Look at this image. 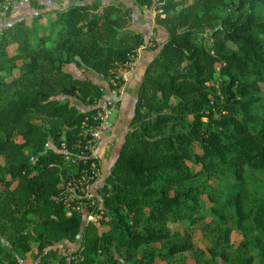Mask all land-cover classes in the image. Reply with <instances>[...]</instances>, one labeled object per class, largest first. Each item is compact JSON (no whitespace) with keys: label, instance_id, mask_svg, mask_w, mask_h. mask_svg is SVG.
Wrapping results in <instances>:
<instances>
[{"label":"trees","instance_id":"16d2710c","mask_svg":"<svg viewBox=\"0 0 264 264\" xmlns=\"http://www.w3.org/2000/svg\"><path fill=\"white\" fill-rule=\"evenodd\" d=\"M132 1L164 15L154 20L166 39L97 196L78 192L99 170L80 126L147 42L131 29L132 9L75 0L0 29V264L31 253L34 264H169L184 253L196 264H264V0ZM247 169L263 181L248 184ZM226 182L236 186L230 226L196 250L188 228L206 218L207 202L225 223L216 205ZM232 231L243 239L231 242Z\"/></svg>","mask_w":264,"mask_h":264},{"label":"crops","instance_id":"0c3cea01","mask_svg":"<svg viewBox=\"0 0 264 264\" xmlns=\"http://www.w3.org/2000/svg\"><path fill=\"white\" fill-rule=\"evenodd\" d=\"M52 1L53 0H40L38 3L44 5V11L37 9L32 13H44L54 9L64 8L71 4V2H75V0ZM102 2L104 1L102 0ZM115 2H121L132 9L131 29L136 33L142 34L147 42L138 50L136 57L131 63L118 70L123 81L119 88V100L112 117L111 128L103 133L92 151V157L96 159L99 170L97 179L87 187L89 196H97L98 188L108 176L109 170L123 142L124 135L129 129L138 88L142 81L144 71L149 62L156 55L160 44L166 39L164 28L156 24L155 20L151 18L149 12L145 8H138L133 4L132 0H117ZM146 13L148 14L146 15ZM152 41H154L155 44H153ZM154 45H157V47ZM93 81L104 84L97 77L96 80Z\"/></svg>","mask_w":264,"mask_h":264},{"label":"rangeland","instance_id":"374dc122","mask_svg":"<svg viewBox=\"0 0 264 264\" xmlns=\"http://www.w3.org/2000/svg\"><path fill=\"white\" fill-rule=\"evenodd\" d=\"M30 1L31 0H16L15 3L12 5V7L10 8V11H6L3 12L0 10V28H2L5 24H7L10 21H14L18 18H27V20L29 19V15L34 11L37 10L35 9L34 6H30ZM36 1H40V0H36ZM58 0H53L52 2H57ZM104 2H115L117 0H103ZM148 11V10H147ZM148 13H146L147 15ZM149 16V15H148ZM257 16L259 17V19H263L264 20V8L262 5H259L257 7ZM29 21V20H28ZM66 70L68 72H70L72 75L77 76V77H83V76H88L89 78L96 80V76L87 72V73H82L81 70L76 69L74 66L69 65L66 67ZM220 67L217 66L215 68V73L217 72L215 78H214V83H218L219 82V73ZM71 102L73 104H76L77 107L81 110L84 109V105H82L81 103H77L76 100L73 98L71 99ZM94 150V149H93ZM245 181L249 184V183H257V182H261L263 181V175L259 172H251L250 170H246V174H245ZM211 184L214 187H218L221 186L219 184L222 183H218V182H211ZM236 186L234 184H231L230 182H226L223 183L222 187L219 188L220 190V198L218 200L217 203V207L220 209V211H222V220L223 222L225 221L224 224H221V219H218L216 215H213V213H210V208L211 205L214 203L212 202H207L208 205L206 206V218L202 221L197 223L195 226H191L190 228H188V234L191 238V242L194 245V247L196 248V250H206L209 249L211 247V243L213 238L219 234L218 228L222 227V228H228L230 226V221L226 220V216L228 214V199L231 196V190H235ZM88 192V190H87ZM247 192L248 189H247ZM91 197V196H90ZM251 200V199H250ZM250 202V206L253 205L254 203ZM212 219H215V221H213ZM86 220H91V218H87ZM186 227L185 226H179L177 228V231L180 233V236L184 235L183 233H185ZM255 235V236H253ZM252 241H254L256 243V241H258V237L257 235L254 233L251 236ZM243 238L241 237V235L235 231H232L230 234V240L231 242H238L241 241ZM262 241H259L257 244L261 245ZM62 246V245H61ZM77 246H67V248L70 250H73L74 248H76ZM66 251V250H64ZM68 251V250H67ZM34 253H31L29 255H27L24 264H34V260L35 258L33 257ZM179 262H185L186 264H196V261L194 260V256L190 253H184L183 255L177 256L175 257V259L173 261H171L169 264H178ZM256 260L253 264H256ZM159 264H164V263H159ZM259 264V261L258 263Z\"/></svg>","mask_w":264,"mask_h":264},{"label":"built area","instance_id":"2783aa9c","mask_svg":"<svg viewBox=\"0 0 264 264\" xmlns=\"http://www.w3.org/2000/svg\"><path fill=\"white\" fill-rule=\"evenodd\" d=\"M16 0H4L3 5L1 6V11L6 12L8 11L12 5L15 3ZM151 18L164 17L160 11H153L148 10ZM120 74H118L119 76ZM121 76V75H120ZM118 77H116L111 84L113 85L114 89L109 90L107 89L106 95L103 99L98 101L96 104V111L91 116H88L84 119L80 126V135L84 139V145L82 151H88L92 153L95 145L100 140L103 133L107 132L112 125V117L116 110V105L119 100V88H117V82L115 81ZM108 88V87H106ZM64 148V146H61ZM83 152L78 156L79 159L82 158ZM77 158V159H78ZM78 159V162H79ZM65 160H70L69 156H65ZM75 162H77L75 160ZM90 175L83 176L80 179V185H85L84 189H79L78 192L86 193L87 197H90L87 192V185L89 180L97 179L98 172L95 170V166L92 165V170L89 173ZM79 210V207L76 208Z\"/></svg>","mask_w":264,"mask_h":264}]
</instances>
